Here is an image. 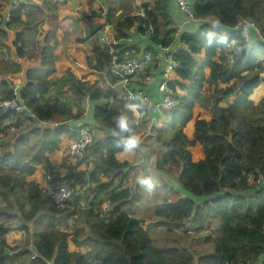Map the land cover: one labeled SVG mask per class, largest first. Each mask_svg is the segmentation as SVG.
I'll use <instances>...</instances> for the list:
<instances>
[{
    "label": "trees",
    "instance_id": "1",
    "mask_svg": "<svg viewBox=\"0 0 264 264\" xmlns=\"http://www.w3.org/2000/svg\"><path fill=\"white\" fill-rule=\"evenodd\" d=\"M105 1L117 42L132 40L133 30L137 38H149L148 45L115 44L121 58L147 52L154 57V64L134 81L135 88L156 96V83L151 88L145 76L160 67L161 84L165 69L160 52L173 49L180 66L169 86L178 105L164 111L165 122L158 128L138 105L142 119L137 124L123 89L107 91L56 66L49 41L56 35L47 33L44 39L50 45L37 55L43 67L30 68L20 89L34 116L0 107V264H264V97L251 100L264 80V0H192L196 21L183 31L172 0ZM56 5L53 0L21 1L6 29L0 28V45L9 31H16L12 44L19 56L28 54L31 39ZM140 8L143 15L136 13ZM99 17H89L94 31L102 28L94 21ZM245 19L259 32L252 30L250 40L236 29ZM94 52L96 63L89 60V67L106 69L109 48L97 46ZM19 72L18 63L0 64V103L15 97L10 76ZM68 77L77 97L89 101L92 121L61 99L46 102L56 81ZM121 118L128 121L127 131L119 127ZM80 123L108 135L95 136L84 157L64 154V175L52 156L64 141L77 137L71 127ZM132 135L137 144L144 135L143 146L153 148L156 174L174 180V185H156L161 192L154 215L168 235L172 232L163 246L159 234L132 212L145 177L128 156L120 158L136 149L127 147L126 138ZM37 171L44 173L48 188L34 177ZM135 176L133 186L129 180ZM60 184L76 188L64 205L55 203L51 194ZM13 222L19 226L16 233L31 235L24 245L8 244Z\"/></svg>",
    "mask_w": 264,
    "mask_h": 264
},
{
    "label": "crops",
    "instance_id": "2",
    "mask_svg": "<svg viewBox=\"0 0 264 264\" xmlns=\"http://www.w3.org/2000/svg\"><path fill=\"white\" fill-rule=\"evenodd\" d=\"M56 5V12L54 14H46L44 23L41 24L38 29L37 34L31 40L32 43H29V47L26 49L28 54L18 55L19 48H16L12 43L16 38V31H9L8 38L4 40V46L0 47L4 55H0V64H3V61H11V63H18L21 66V72L18 74L11 75L10 78L14 86L23 87L25 84V74L30 68L41 69L43 66L41 64L40 57L37 55L40 54L41 50L46 46L50 45L48 40L45 43L46 34L50 35L55 34L56 39L51 40L50 43L54 46V56L55 64L57 67H67L68 72H71L75 78L81 79L83 81L89 82L90 84H98V87L105 89L107 91H117L124 89L123 84L118 81L117 78L109 74L108 69L104 70H94L91 69L88 65L89 60L95 64L96 63V54L94 52L95 47L103 46L100 43L102 32L106 29L113 38L115 37L114 24L108 22V4L105 0H53ZM0 28L6 29V23L10 19L11 15V5L9 0H0ZM171 9L175 17V21L181 31L187 26H190V22L187 21L183 13L180 12L175 0H172ZM137 10V9H136ZM135 10V12H136ZM100 13V17L96 18L94 21L101 22L102 27L100 30L94 31L92 26L91 19L89 18L92 14ZM56 20V21H55ZM52 29L51 32H48ZM133 39L126 42H117L115 43H124L127 45H132L136 41L144 42L148 45L149 38H137L135 30L132 31ZM142 44V43H140ZM146 47V45H141ZM20 47V46H18ZM172 49V48H171ZM173 50V49H172ZM31 52V53H30ZM33 52V53H32ZM166 52L160 54V64L164 65L166 70V59L164 57ZM143 53L138 56L141 57ZM154 64V63H153ZM162 70L160 67L158 69H152L151 73H147L145 76L147 84L152 88L154 83L155 85V95L159 96L160 92L158 90L159 85L157 84L159 75L161 82V73ZM165 70L163 72V80L165 79ZM144 70L141 71L134 79L131 81L130 85L132 87L135 80H137ZM174 74L170 75L171 79H174ZM0 73V77H1ZM66 78H61L59 80H65ZM57 80L56 82H58ZM66 81V80H65ZM13 86V87H14ZM76 91V90H75ZM64 101L63 97H60ZM80 100L81 99L78 97ZM87 99V98H86ZM74 125V124H73ZM103 136L105 132L97 128L94 130ZM96 136V134H95ZM107 136V135H106ZM105 136V137H106ZM100 137V138H105ZM69 140V139H68ZM127 150L125 155H128ZM57 156V155H56ZM129 156V155H128ZM130 156H137L134 153H131ZM54 165V161L52 160ZM61 165V163H59ZM137 166V165H135ZM62 167V165H61ZM58 166V168H61ZM139 167V166H138ZM141 168V167H139ZM63 169V168H62ZM38 172V171H37ZM38 179V177H37ZM40 184L43 182L38 181Z\"/></svg>",
    "mask_w": 264,
    "mask_h": 264
},
{
    "label": "built area",
    "instance_id": "3",
    "mask_svg": "<svg viewBox=\"0 0 264 264\" xmlns=\"http://www.w3.org/2000/svg\"><path fill=\"white\" fill-rule=\"evenodd\" d=\"M21 1L23 0H9L12 10L13 8L17 7ZM176 3L178 5L179 10L186 15L189 22L196 21L192 0H176ZM137 14L143 15L144 10L139 9L137 11ZM236 29L239 33L242 32L246 36L247 40H250V32L252 30L257 31V26L254 22L245 19L238 24ZM114 39L115 38L109 35V32L106 29L103 30L100 43L103 46L109 47V53L111 56L108 71L112 76L116 77L120 81V83L123 84L125 100L133 105L135 112L138 114V116L141 115L139 110L137 109L139 104L143 106L144 112L153 117L154 119L158 118L162 113H164V111L176 108L178 105V101L175 99L174 90L169 86V81L172 80L170 75L176 71V69L180 66V63L174 58L173 53L170 52L168 49H164L162 52H166L164 55L167 62L165 70V79L159 86L160 96L154 97L150 95L147 91L132 87L130 85L131 81L134 79L135 76H137L145 68L151 66L154 60L152 54L145 53L142 57L139 58H121L114 47V44H116ZM228 59L232 61L233 55L229 54ZM13 91L15 95L13 99L0 103V107H2L5 112H19L27 108L24 100L19 94V87L15 86ZM76 132L77 137L69 141L67 150L71 156L82 157L87 152L88 147L92 143L93 135L90 129L86 127L76 128ZM47 179L52 180L54 179V176L48 175ZM262 184L264 185V181H262ZM51 194L52 199L55 203L59 205H64L66 204L67 200H70L75 195V189L59 185L55 189H51ZM26 235V231H22L19 234V238L16 242L17 246L24 245L23 243L26 240ZM36 256L37 255L35 254L33 258H35Z\"/></svg>",
    "mask_w": 264,
    "mask_h": 264
},
{
    "label": "rangeland",
    "instance_id": "4",
    "mask_svg": "<svg viewBox=\"0 0 264 264\" xmlns=\"http://www.w3.org/2000/svg\"><path fill=\"white\" fill-rule=\"evenodd\" d=\"M65 80H59L51 87L49 93L46 96V102H48L49 104H53L57 99H60V97H63L64 101L63 100L62 101L66 105H68L69 108L73 109L74 112L82 113L86 120L89 119L90 121H92V119L90 118L91 116L90 106L91 105L89 104V101L87 99L85 100L78 99L75 88L70 78L68 77ZM263 97H264V80L260 82L257 89L251 95V100L255 102H259ZM141 119H142V116H138L137 124L140 123ZM148 119L150 121V125L151 126L154 125L153 126L154 128H158L162 123L165 122V117L163 114H161L156 119H153L150 117H148ZM95 129L96 127H94V129H90L93 135V140H94L95 134L96 136H99V137H105L106 135H108L106 131L100 128L105 132L103 136H100L99 134L100 132L99 133H97V131L94 132ZM139 136H141V139L139 140V143L137 144L136 149L129 150L127 152L129 156L124 155L122 157L120 156V158L123 159L128 156L129 160L132 163H135V165H137L136 167L139 169L140 176L142 175L145 176L142 178L141 184L139 186V190H141L143 194H141V198L132 206V212L135 217L145 221L144 224L147 229H150L153 233L159 234V236L161 237L159 244L163 246L171 238L172 232L169 233L168 235L167 233L169 231L167 230V227L159 225L160 224L159 219H157L154 215L155 205L160 200V192H161V189H158V190L156 189V185L160 184V182L161 183L169 182L171 185H174V180L173 178L166 176L164 174H163L164 176L161 174L159 175L156 174L158 172L153 170V165H154V160H155L153 148L144 147L143 143L145 140L144 138L145 136L144 135L143 136L139 135ZM68 143L69 141L65 142V145L62 144V148H60V150H58V153L56 154L57 156L56 155L52 156L53 157L52 160L54 161V166L57 169L58 166L61 167L62 165V167L58 168L57 170H59L64 175L67 173V170L63 166L67 165L65 163L64 154L66 153L68 154V150H67ZM87 152L84 154V156L87 154ZM131 153H134V155L137 154V156H130ZM59 163H61V165ZM138 166L141 168H139ZM86 168H87L86 165L82 166V169H86ZM34 177H38V181L40 182L42 181L44 185L47 184L46 180L44 179V173L42 174V171L36 172ZM145 180L147 182H145ZM129 183L133 186L136 185V176L133 179L131 178L129 180ZM149 190L150 192H147ZM18 228L19 226L16 225L15 222L11 223L10 230L6 236L8 244H10V246L11 245H13V247L17 246L16 239L19 236V234L23 231L21 230L20 233H16ZM192 236L193 238H199L198 236H194V235ZM30 239H31V235L30 233L29 234L27 233L26 240L23 244L28 242ZM169 245H172V243H169ZM210 246L211 244L208 245V247Z\"/></svg>",
    "mask_w": 264,
    "mask_h": 264
},
{
    "label": "clouds",
    "instance_id": "5",
    "mask_svg": "<svg viewBox=\"0 0 264 264\" xmlns=\"http://www.w3.org/2000/svg\"><path fill=\"white\" fill-rule=\"evenodd\" d=\"M176 1V0H175ZM177 4V3H176ZM178 6V5H177ZM140 9H143V8H140ZM179 9V8H178ZM144 10V9H143ZM138 11V10H137ZM181 12V11H180ZM137 13V12H136ZM141 15V14H140ZM187 18V17H186ZM187 21H188V19H187ZM189 22V21H188ZM104 27V26H103ZM103 27H102V29H103ZM101 47H107V46H101ZM114 47H115V44H114ZM109 48V47H108ZM116 49V48H115ZM110 50V49H109ZM168 50L170 51V52H172L173 53V50L171 49V48H168ZM162 52H163V50H162ZM162 52H160V54L162 53ZM147 53H150V52H147ZM145 54V53H144ZM143 54V55H144ZM142 55V56H143ZM141 56V57H142ZM153 56V55H152ZM139 58V57H138ZM153 59H154V57H153ZM153 62H154V60H153ZM152 65H153V63H152ZM151 65V66H152ZM109 66V65H108ZM150 66V67H151ZM150 67H147V68H150ZM147 68H145V69H147ZM107 69H108V67H107ZM175 73V72H174ZM110 74V73H109ZM116 78V77H115ZM119 81V80H118ZM164 81V80H163ZM161 85V84H160ZM15 87V86H14ZM14 87H13V89H14ZM19 87V86H18ZM124 90V89H123ZM19 94H20V88H19ZM124 94H125V92H124ZM160 96V95H159ZM158 96V97H159ZM156 97V96H155ZM125 98V97H124ZM176 99V98H175ZM177 100V99H176ZM139 105H141V104H139ZM23 111H27L28 112V114L30 115V116H34L33 114H32V112H31V110L27 107L25 110H23ZM8 112V111H7ZM14 112H17V111H14ZM19 112H21V111H19ZM18 112V113H19ZM140 114H142V112H140ZM144 114H146L145 112H144ZM163 114V113H162ZM135 115H136V117H137V119H138V114L135 112ZM146 115H148V114H146ZM140 116H142V115H140ZM150 118H153V117H151L150 115H148ZM154 119V118H153ZM58 124V123H57ZM56 124V125H57ZM118 124H119V127H120V129L122 130V131H127L128 130V121H127V119H125V118H121L119 121H118ZM79 127H84V125H83V123H80V124H78V125H72V127H71V129L74 131V132H76V128H79ZM89 129V128H88ZM77 133V132H76ZM75 139V138H74ZM71 140H73V139H71ZM67 141H70V139L68 140H66L65 142H67ZM65 142H64V144L63 145H65ZM93 142V141H92ZM137 138L134 136V135H132V136H128L127 138H126V143H127V147L129 148V149H132V148H135L136 147V145H137ZM92 144V143H91ZM91 144H90V146H91ZM89 146V147H90ZM89 147H88V149H89ZM68 154H69V152H68ZM70 155V154H69ZM74 157V156H73ZM83 157V156H82ZM52 176H54V175H52ZM56 177L54 176V179H55ZM145 182H147V181H145ZM47 183V182H46ZM48 185L49 184H46V185H44V187L45 188H48ZM60 186H65V185H61L60 184ZM75 189V193H76V188H74ZM19 237V236H18ZM18 237H17V239H16V242H17V240H18ZM27 243V242H26ZM13 244V243H12ZM12 246V245H11ZM50 263H52V262H50ZM53 264V263H52Z\"/></svg>",
    "mask_w": 264,
    "mask_h": 264
}]
</instances>
